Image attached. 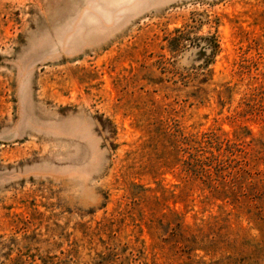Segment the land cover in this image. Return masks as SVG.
<instances>
[{"label": "rangeland", "instance_id": "rangeland-1", "mask_svg": "<svg viewBox=\"0 0 264 264\" xmlns=\"http://www.w3.org/2000/svg\"><path fill=\"white\" fill-rule=\"evenodd\" d=\"M0 264H264V0H0Z\"/></svg>", "mask_w": 264, "mask_h": 264}, {"label": "trees", "instance_id": "trees-1", "mask_svg": "<svg viewBox=\"0 0 264 264\" xmlns=\"http://www.w3.org/2000/svg\"><path fill=\"white\" fill-rule=\"evenodd\" d=\"M189 28L191 27L187 26L184 30L178 29L176 31L177 36L171 41L172 48L175 47L177 49H181L185 47V45H187L188 43L192 44L195 42L194 39H192L191 31L189 30ZM204 39L206 40V43H204V45H199V47L203 50V53H205L207 49H210L211 57L215 58L220 51V45L216 35L214 34L205 37Z\"/></svg>", "mask_w": 264, "mask_h": 264}]
</instances>
